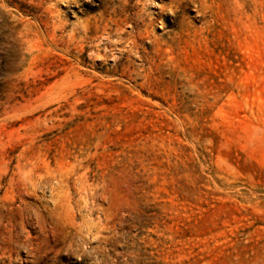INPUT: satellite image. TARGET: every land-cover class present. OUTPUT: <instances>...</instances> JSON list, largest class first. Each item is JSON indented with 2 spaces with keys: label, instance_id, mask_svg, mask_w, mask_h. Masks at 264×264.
<instances>
[{
  "label": "rangeland",
  "instance_id": "rangeland-1",
  "mask_svg": "<svg viewBox=\"0 0 264 264\" xmlns=\"http://www.w3.org/2000/svg\"><path fill=\"white\" fill-rule=\"evenodd\" d=\"M0 264H264V0H0Z\"/></svg>",
  "mask_w": 264,
  "mask_h": 264
}]
</instances>
